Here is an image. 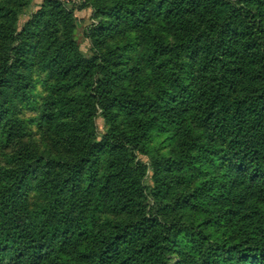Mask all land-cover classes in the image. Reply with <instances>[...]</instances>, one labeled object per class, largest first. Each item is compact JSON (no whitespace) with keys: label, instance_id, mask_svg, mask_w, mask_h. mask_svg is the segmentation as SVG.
Instances as JSON below:
<instances>
[{"label":"trees","instance_id":"obj_1","mask_svg":"<svg viewBox=\"0 0 264 264\" xmlns=\"http://www.w3.org/2000/svg\"><path fill=\"white\" fill-rule=\"evenodd\" d=\"M30 3L0 0V128L13 150L0 168V264H170L178 242L189 264H264V0H95L90 58L57 0L16 47ZM36 59L59 82L44 114L56 154L24 143L15 118ZM194 126L219 146L199 143ZM184 128L177 157L155 155L158 135ZM139 154L153 161V209ZM208 166L220 179L186 193ZM33 182L48 201L35 214ZM202 206L219 213L195 225ZM99 215L122 220L98 226ZM222 222L233 229L224 240L209 228Z\"/></svg>","mask_w":264,"mask_h":264},{"label":"rangeland","instance_id":"obj_2","mask_svg":"<svg viewBox=\"0 0 264 264\" xmlns=\"http://www.w3.org/2000/svg\"><path fill=\"white\" fill-rule=\"evenodd\" d=\"M51 0H31L29 6L22 10L17 22L16 30L17 37L14 41L15 46L18 47L21 42V34H23L27 24L31 22L34 16L39 13L42 9L46 7L48 2ZM63 4V6L72 14L75 29L73 32L74 41L80 47L81 53L90 58L94 56L95 49L93 41L91 40V29L98 27L100 20L97 19L95 15V8L93 1L95 0H57ZM35 42V40H32ZM138 42V41H137ZM117 43H123V41L118 40ZM42 62L40 59L35 60V66L30 70V90L29 99L24 104H18L17 101L14 105L17 106L15 118L21 120L26 128L25 135L22 139L24 143L30 144L35 147L40 153L56 154L55 141L58 137V129L56 123H49L44 119V114L49 109V102L53 99H59V96L53 95L52 86L59 84L49 72L43 71L40 68ZM2 127L3 124H0ZM96 128L99 141L107 134L108 127L106 125L105 119L101 110H98L96 119ZM196 129V127L194 126ZM184 130H173L168 134L158 135L151 147L155 149V155L167 156L170 158L177 157L183 142H185L186 137L183 135ZM196 138H199V143L210 142L215 144L220 142L217 139V134L214 130L196 129ZM201 138V139H200ZM188 140V139H187ZM7 140L5 138V132L3 128H0V168H8L9 159L13 155V150L11 145H7ZM218 144H215L219 146ZM222 144V143H221ZM137 160L145 163L148 166V172L146 174L144 184L148 189L147 192V202L146 204L149 208L153 209V202L155 195L152 190L154 188L153 183V171H152V160L143 156L137 155ZM220 172L217 169H212L210 166L207 167V173L194 179L190 185L181 186V188L189 194H193L197 188L201 187L206 181L220 179ZM35 182L31 183V190H28V199L30 203V212L35 214L38 209L42 206L48 205L46 198L36 191ZM151 189V190H150ZM257 197V204L262 207L261 201ZM202 206L197 208V211L191 212L190 220L193 224H200L207 221L210 215H217L219 211L216 208L209 210ZM221 213V212H220ZM98 226L106 224L108 221L118 223L122 220L121 217H115L111 215H99ZM127 219V218H124ZM82 220V219H81ZM79 222H82V221ZM211 231L221 237L222 240L228 238L232 233L233 229L229 223L222 222L219 225H211ZM172 252L170 255V264H189L186 261V256L188 258L189 251L182 244L175 243L171 246ZM76 253L71 252L70 256L74 257Z\"/></svg>","mask_w":264,"mask_h":264}]
</instances>
